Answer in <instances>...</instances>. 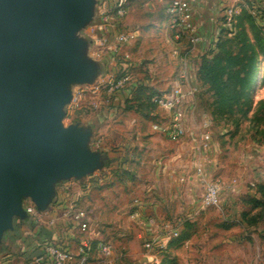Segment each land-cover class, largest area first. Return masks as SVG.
I'll return each instance as SVG.
<instances>
[{
	"label": "crops",
	"instance_id": "1",
	"mask_svg": "<svg viewBox=\"0 0 264 264\" xmlns=\"http://www.w3.org/2000/svg\"><path fill=\"white\" fill-rule=\"evenodd\" d=\"M169 1L130 0L128 13L123 19V24L127 23L132 28L130 30L134 35L133 40L122 47L121 55L118 57L109 52L103 54L101 60L98 61L102 64L101 76L109 77L116 69L120 70L119 68H121L123 70L126 67L128 68V65H124V60L128 61L130 59L133 61V55L143 51L141 48L134 51L131 45H135L140 41L141 36L150 37L151 35L150 38L154 41L151 42V46L154 47L151 48V51L156 53L155 55L160 56L157 66L149 65L150 70L156 76L153 75L151 80L144 81L140 76H136V73L134 77L130 74V84L135 85L137 81L140 84L152 85L157 91L165 92L179 83L178 72L181 67V58L187 55L185 65L189 70V79L183 86L185 107L188 109V114L185 118V126H187L190 113L197 109L206 94L207 86L202 84L198 77L201 58L214 48L215 42L219 39L220 24L223 22V18L225 20L226 12L234 9L240 10L239 14H241L242 10L246 9L255 14L253 15L256 16L257 21H264V0H188L190 3L189 20L195 25L197 34L200 36V40L197 43L191 41L189 34L179 33L180 37H177L178 31L170 26L168 19L167 6ZM142 8L145 15H140ZM144 23H147L148 27H142L144 29L142 31L141 24ZM130 47L132 48L130 49ZM124 54H128V58H125ZM89 55L94 58L91 48ZM138 65V63L133 61L131 67ZM132 71H135V69ZM211 93L210 96H212ZM101 98V95L90 94L84 102V107L87 106L86 110L82 107L79 110L72 111L70 109L71 101L67 106L66 117L68 116L71 121L80 122V124L91 123L94 127L100 124L103 128L110 119L118 115L107 111H99L94 114V111L106 103ZM93 105L96 107H93ZM88 110H90V113ZM158 113L159 115L151 114L145 120L154 121L155 123L163 122L167 119V114L161 108ZM136 114L138 113L136 112ZM134 120L137 123L141 122L138 117L134 118ZM148 131L146 135L149 136L152 143L146 146H92L93 150H99L105 156L104 167L95 172L100 174L99 179L96 180V183H93L89 190H84L81 182L75 179L58 182L56 184L55 200L49 207H52L51 205L56 202L64 201L66 198H78V203L87 207L91 213L94 208L102 214L105 209H99L101 197L98 193L100 190H96L95 187L109 180V178H115L118 170L130 166L133 162L140 163L138 155L141 152L144 155L141 163H147L153 168L159 167L167 170L171 162L174 166L181 163L182 146H156L154 142L157 139L161 140L162 133L157 130H155L156 133L153 130ZM172 147L176 149L173 152ZM186 147L190 150L189 155L191 157L189 162L191 165L195 164L194 178L199 180L197 172L198 168L201 167L203 177L211 179L212 172H214L213 164L217 167L221 164H215L216 151L213 148L214 146H207L204 157L200 158L201 161L199 160L201 163L197 162L196 154L192 153L193 147ZM228 147L231 149L228 151L229 153H233V150L235 151V156L231 155L230 157L234 158L235 163L227 162L225 167L236 168L238 173L241 174L238 178H234L237 179V184L232 194L228 184L233 178L228 175L222 177L221 182L224 183V187L221 189L220 201L215 206L217 212H215L214 218L211 216L210 208L206 209L196 206L189 210V208L175 207L188 194V190H186L188 185L185 186L183 191L178 186L173 188L175 193L170 191V193L163 194L164 196L162 195L159 199L163 197L165 199L164 202L157 200L156 197H151V189L148 190V199L134 200L129 206L130 213H128L129 215L127 214L129 220L133 222L130 230L129 228H122L120 225H114V228H110V226L105 225V221L98 218L101 221L97 222L96 226L95 223L91 222L92 228L88 232L80 233L78 229L72 228L70 219L62 216V208L58 212L46 214V219L54 216L56 221L54 224H41V230L38 229V226L28 228L26 218L15 217L13 220L14 228L7 230L0 242V264H16V262L23 264L21 260L23 257L26 264H50L47 260L35 261L43 253L44 242L49 237L67 241L73 249L78 247L82 240L89 239L94 245V253L92 254L97 257L98 249L96 246L102 238H111L117 245V240L130 242L129 240L132 238L141 242V233H143V238H155L165 241L163 234L168 230L166 225L170 228H178L179 236L190 229L187 238L181 239L178 243H174L173 240L167 243L166 249L168 248L167 251L170 257L175 258L176 264L178 262L180 264H264V221L260 220L255 224H249L242 217L245 210L249 211L251 209V205L247 201L249 197L264 200V191L259 189V186L264 185V143L259 146H238L237 149L235 146ZM217 151L220 152L221 149L218 147ZM147 154L152 156L148 161L145 160L148 157ZM224 158L227 159V157ZM238 173L236 171V174ZM182 179L184 178L179 174L178 178H175V182L178 184ZM249 181L254 185L249 186ZM136 210H139L138 213H135ZM149 219L153 222L150 223ZM188 220L191 223L188 224ZM221 220H223V223L218 222ZM195 221L196 223H194ZM122 236L126 237L121 238ZM145 255L147 259L153 257V255ZM117 260L118 256L115 264L119 263Z\"/></svg>",
	"mask_w": 264,
	"mask_h": 264
},
{
	"label": "water",
	"instance_id": "2",
	"mask_svg": "<svg viewBox=\"0 0 264 264\" xmlns=\"http://www.w3.org/2000/svg\"><path fill=\"white\" fill-rule=\"evenodd\" d=\"M97 0H0V242L15 217L55 200L56 184L104 167L93 150L97 126L64 123L71 85L94 84L102 72L89 55Z\"/></svg>",
	"mask_w": 264,
	"mask_h": 264
},
{
	"label": "rangeland",
	"instance_id": "3",
	"mask_svg": "<svg viewBox=\"0 0 264 264\" xmlns=\"http://www.w3.org/2000/svg\"><path fill=\"white\" fill-rule=\"evenodd\" d=\"M143 8L140 11V15H145L143 13ZM251 13V12H250ZM254 14V13H251ZM147 15V14H146ZM241 14L237 15V23L234 25L233 31L228 28V26L223 22L220 24L221 30L219 39L215 42L214 46L220 42L221 38H224L226 34H234L236 28L238 29V17ZM255 15V14H254ZM259 26L261 27V33L264 36V21H257ZM146 25V26H145ZM142 27H148V24H141ZM248 28V27H247ZM124 29H132L130 25L124 23L121 28ZM144 29L142 28V31ZM147 30V29H146ZM249 34L252 35L250 29L248 28ZM92 33L91 24L87 27L81 28L77 31V36L83 35L90 37ZM145 33H147L145 31ZM151 37V35H150ZM147 36H141L140 41H138L135 45H131L134 48V51H137L138 48L143 49L142 53H137L133 55L134 62L139 65L136 67H131L132 62L130 59L128 61L124 60V65H128V68H124L121 70L119 66H117L120 70L112 72V80H117L120 76L130 74L136 76H140V78L144 81L151 80L153 78V71L150 70L149 65L155 67L160 59L159 55H155L156 53L152 52L151 42H154L152 38ZM152 39V41H151ZM135 46V47H134ZM130 47V49L132 48ZM185 61L187 62V55H184ZM135 69V71H132ZM156 76V75H155ZM107 76L99 75L98 79L94 82L95 84H104L103 79ZM131 81V80H130ZM105 84H108L107 82ZM138 85L136 81L135 85ZM89 85H79L73 84L71 85V89L73 91V99H75V92L80 90L82 87ZM152 86V85H151ZM135 89H131L130 86L123 87L120 90L113 93V95L109 96H101L106 103L98 110L94 111V114L99 111H107L113 112L117 114L113 119H110L109 122L106 123L103 128L100 124L97 125L96 134L94 135V141L91 146H146L147 144L152 143L149 139V136L146 135L148 130L156 131L153 128L154 121L145 120L149 118L151 114H157L160 112V108L158 106L153 107V112L149 113L147 116L148 107H144L145 100L142 99L140 102L138 99H135ZM164 92V91H163ZM162 93V91H157V94ZM72 99V102H73ZM264 99V57L260 60V66L258 72L256 74L255 84L252 90V103L248 107H245L246 113H242L241 111L235 110L234 113L229 115H218L215 110V106L213 104L214 97L210 96V93L205 94L204 98L201 100L197 109L193 110L188 117V122L186 126V134L179 141L169 140L164 134H161V140H156L154 142L156 146H182L181 150L182 159L181 163L176 164V166L170 163L167 170H163L164 168L159 167H151L147 163L142 164L144 155L141 152L138 155L140 163H132L130 166L118 170L116 172L115 178H109V180L103 182L101 185H97L96 190H100L98 194H100V208H104L105 212L102 214L97 212L96 209H92L91 218L93 224L100 222L102 219L105 221V225L110 226L112 228L114 225L121 226L122 228H130L132 227L133 222L129 220L127 214L130 213L129 206L134 200H145L148 199L147 194H149L148 190L151 189L152 196L156 197L157 200H161L162 202L165 199H159L163 194L167 192L170 193L172 191L175 193V189L179 186V188L183 189L186 187L188 190V194L182 202L178 203L175 207L185 208L191 210L192 208L199 206L203 207L201 203V195L204 192V184L200 180H196L193 176L195 172V164H192L190 161V155L188 148L186 146H192L194 155L198 158V163H201L200 158L204 157L205 150L207 146H214L216 151V159L215 164L221 163L220 166H215L213 164L214 172H212V178L222 180V177L225 175L230 176L231 178H238L241 173H238L236 168L225 167L226 163H235L234 158H230L231 155L235 154L229 153L230 147L235 146L236 149L238 146H259L260 142L264 138V116L259 107V101ZM142 109L143 111L137 112L135 109ZM84 112V110H82ZM90 110H88L89 112ZM90 113V112H89ZM93 114V115H94ZM121 114V116H120ZM90 115V114H89ZM140 118V123L135 122L134 118ZM118 119V120H117ZM64 123L69 125L73 123L71 118L68 116L64 119ZM209 134L210 139L206 140L205 135ZM160 135V134H159ZM99 140L100 143L97 145L96 141ZM218 147L221 149L220 152L217 151ZM176 149L172 147V152ZM228 152V153H227ZM219 153V155H217ZM148 159L152 156L147 154ZM235 156V155H234ZM224 157H227L225 159ZM200 160V161H199ZM115 171V170H113ZM236 171L238 174H236ZM153 172V173H152ZM156 172V173H155ZM181 174L184 179L180 180L178 184L175 182V178H178V175ZM100 176V174H98ZM190 183V185H189ZM249 186L252 184L249 181ZM185 190V189H184ZM185 192V191H184ZM183 192V193H184ZM222 193V190H221ZM230 193H234L230 191ZM164 196V195H163ZM176 201V200H175ZM173 202V201H172ZM174 203V202H173ZM164 205V204H162ZM216 205L205 207L206 209L210 208L212 214L211 216L214 218L216 211ZM204 208V207H203ZM126 214V215H125ZM129 215V214H128ZM98 218H100L98 220ZM98 220V221H97ZM174 221L173 219H171ZM219 220V219H216ZM26 225L28 228L38 226V229H42L41 223L34 222L29 216L26 217ZM185 222V220H184ZM217 222V221H216ZM219 223H223V220L218 221ZM191 223L188 220V224ZM196 223V221L194 222ZM92 228V227H91ZM114 228V227H113ZM39 230V232H40ZM190 232V229L188 230ZM203 231V230H202ZM127 232V231H125ZM201 233V232H200ZM141 242L136 239H128L130 242L126 240H117L116 245V256H118L117 264H160L162 261L163 252H157L156 256H153L150 259L146 258V251L143 247V233ZM126 236H122L124 238ZM17 253H19L17 251ZM126 254V255H125ZM154 255V254H152ZM120 256V257H119ZM23 257L21 260L23 264H26V261ZM17 260V259H15ZM16 264H19L16 262ZM178 264H180L178 262Z\"/></svg>",
	"mask_w": 264,
	"mask_h": 264
},
{
	"label": "built area",
	"instance_id": "4",
	"mask_svg": "<svg viewBox=\"0 0 264 264\" xmlns=\"http://www.w3.org/2000/svg\"><path fill=\"white\" fill-rule=\"evenodd\" d=\"M129 3L130 0H97V13L91 24L92 33L90 34L91 49L95 59L101 60L103 54L109 52L118 57L121 55L122 47L133 40L134 35L130 29H120V26L123 25V19L128 13ZM239 13L240 10L234 9L226 12L224 23L232 31L237 23V15ZM167 14L170 26L178 31L177 37H180L179 33H183L189 34L191 41L194 43L200 40L195 25L189 20L190 3L188 0H170L167 6ZM124 56L128 58V54H124ZM185 64V57H182L180 71L178 72L179 83L153 97L156 105L167 114V119L163 122H155L153 128L172 141L181 140L187 131L185 118L187 117L188 109L185 107L183 86L189 79V70ZM106 82L108 84H105ZM103 83L102 85L85 86L76 91L75 99H73L70 109L73 111L83 107L86 110L87 106L84 107V102L90 94L111 96L123 87L130 86L131 89L135 87L134 84H130L128 75H122L117 80H112L111 76H107L103 79ZM93 107L96 106L93 105ZM205 139L209 140L210 135L206 134ZM99 143L100 141L97 140L96 144L98 145ZM197 173L199 180L204 184V192L201 197L203 207L207 208L217 205L221 198V189L224 187V183L218 179L204 178L201 167L198 168ZM98 177L96 173L88 175L81 182L83 189L89 190L93 183H96V180L99 179ZM236 184L237 179H232L228 184V188L232 191ZM51 206L46 211H41L32 200L27 199L24 201V208L28 216L36 223L54 224L56 221L55 217L51 216L46 219V214L58 212L62 208V216L71 220L73 229H78L80 233L90 230L92 222L91 211L87 207L81 206L78 203V198H66L64 201L56 202ZM138 211L136 210L135 213H138ZM149 222L153 221L149 219ZM166 227L168 230L163 234L165 241L155 238H143V247L149 256L154 254L153 256L157 257L156 253L163 252L167 247V243L179 235L178 228H170L168 225ZM96 248L98 249L97 257L92 254L94 253V245L89 239L82 240L79 246L73 249L67 241L49 237L44 242L43 253L35 261L47 260L50 264H115L117 256L113 239H100Z\"/></svg>",
	"mask_w": 264,
	"mask_h": 264
},
{
	"label": "trees",
	"instance_id": "5",
	"mask_svg": "<svg viewBox=\"0 0 264 264\" xmlns=\"http://www.w3.org/2000/svg\"><path fill=\"white\" fill-rule=\"evenodd\" d=\"M238 20V29L236 28L234 34H226L216 47L202 56L198 69L199 80L207 86L205 92H212L213 104L218 115H229L235 110L246 113L244 108L249 107L253 101L252 90L260 60L264 57V36L256 16L243 9ZM247 27L252 35L249 34ZM134 89L133 92L136 93L134 98L140 102L142 99L145 100L144 107H148L146 108L148 116L153 112V107L157 106L153 101L157 90L145 83L136 84ZM259 107L264 116V99L259 101ZM141 111L143 110L135 109V112ZM263 143L264 138L260 144ZM259 189L264 191V185L259 186ZM247 201L251 209L243 212V219L249 224L264 221V200L249 197ZM188 235L189 231H185L172 240L178 243ZM167 250L168 248L163 252L160 264H176L175 258L170 257Z\"/></svg>",
	"mask_w": 264,
	"mask_h": 264
}]
</instances>
